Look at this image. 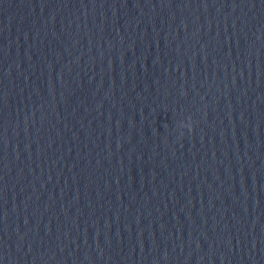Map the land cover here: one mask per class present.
<instances>
[{
  "label": "water",
  "instance_id": "water-1",
  "mask_svg": "<svg viewBox=\"0 0 264 264\" xmlns=\"http://www.w3.org/2000/svg\"><path fill=\"white\" fill-rule=\"evenodd\" d=\"M0 264H264V0H0Z\"/></svg>",
  "mask_w": 264,
  "mask_h": 264
},
{
  "label": "clouds",
  "instance_id": "clouds-1",
  "mask_svg": "<svg viewBox=\"0 0 264 264\" xmlns=\"http://www.w3.org/2000/svg\"><path fill=\"white\" fill-rule=\"evenodd\" d=\"M192 127V126H191ZM191 127H190V129H191Z\"/></svg>",
  "mask_w": 264,
  "mask_h": 264
}]
</instances>
